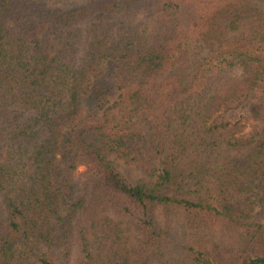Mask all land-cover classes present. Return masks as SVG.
<instances>
[{
  "label": "trees",
  "instance_id": "1",
  "mask_svg": "<svg viewBox=\"0 0 264 264\" xmlns=\"http://www.w3.org/2000/svg\"><path fill=\"white\" fill-rule=\"evenodd\" d=\"M263 221L264 0H0V264H264Z\"/></svg>",
  "mask_w": 264,
  "mask_h": 264
},
{
  "label": "rangeland",
  "instance_id": "2",
  "mask_svg": "<svg viewBox=\"0 0 264 264\" xmlns=\"http://www.w3.org/2000/svg\"><path fill=\"white\" fill-rule=\"evenodd\" d=\"M88 26V25H87ZM86 28V26H85ZM64 33H50L42 37L40 50L45 51L50 56H54L60 49L63 41ZM184 48L189 50V56L192 59L201 58L206 56L210 49L206 44L194 43L189 41H184ZM240 75V74H238ZM253 122L247 123L246 132L249 133L252 129ZM108 160L112 161L117 170L122 174L126 181L130 184H135L141 177L140 171L133 165H127L123 159L118 158L116 155H111ZM85 170L84 167L79 169L80 172ZM264 223V221H263Z\"/></svg>",
  "mask_w": 264,
  "mask_h": 264
}]
</instances>
